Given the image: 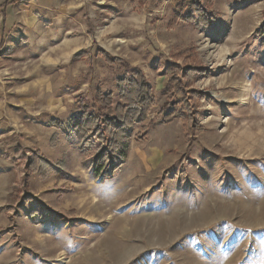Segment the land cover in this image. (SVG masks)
<instances>
[{"label": "rangeland", "instance_id": "374dc122", "mask_svg": "<svg viewBox=\"0 0 264 264\" xmlns=\"http://www.w3.org/2000/svg\"><path fill=\"white\" fill-rule=\"evenodd\" d=\"M183 1L12 4L4 32L0 9V264H264V0H201L217 18L200 27L177 19ZM176 63L205 69L190 84L205 129L189 136L160 114ZM136 67L156 99L148 136L136 141V126L101 181L47 123L97 88L117 100ZM36 150L57 166L46 178L29 172Z\"/></svg>", "mask_w": 264, "mask_h": 264}, {"label": "trees", "instance_id": "16d2710c", "mask_svg": "<svg viewBox=\"0 0 264 264\" xmlns=\"http://www.w3.org/2000/svg\"><path fill=\"white\" fill-rule=\"evenodd\" d=\"M15 1L12 0L11 3ZM176 17L200 27L212 24L217 15L202 5L201 0H185L176 8ZM6 22L7 14L3 10L2 32H4ZM255 35L264 37V20L255 30ZM193 49V45L186 49L191 56ZM102 53L110 63L117 60L105 51ZM182 70L183 78L180 76ZM204 70L199 63L186 67H181L176 63L166 66L164 71V74L169 76V82L163 89L166 101L160 110L162 120L171 122L176 118H182L187 136L191 132H202L205 129L198 120L200 111L196 109L201 91L190 85L191 81L195 80ZM116 87L117 100L114 99L113 92H103L97 88L94 104L89 105L85 99H82L79 112L66 120L55 118L47 123L66 134L71 146L84 154L83 162L90 169L91 174L101 181L111 178L125 163L131 134L136 126L141 125V130L135 133V140L142 141L147 138L150 124L149 112L156 100L152 86L143 71L137 67L119 77ZM35 154L29 172L39 167L43 178H46L50 172L57 170L55 163L48 160L38 150ZM25 183H27L26 180ZM19 198L21 199L20 196ZM14 214L16 216L17 212L15 211ZM14 214L11 215L10 224L6 227V230L11 232L14 230Z\"/></svg>", "mask_w": 264, "mask_h": 264}, {"label": "crops", "instance_id": "0c3cea01", "mask_svg": "<svg viewBox=\"0 0 264 264\" xmlns=\"http://www.w3.org/2000/svg\"><path fill=\"white\" fill-rule=\"evenodd\" d=\"M12 0H0V9H4L5 8V12L7 14V22L9 23V18L10 16H12L13 13L10 14V9L9 7L12 4H15L14 8L16 7L18 10H21L20 12H29V11H40L43 9H46L48 6H50V0H16L14 3H11ZM26 10V11H25ZM1 13V12H0ZM37 14V13H36ZM24 14H21L20 19L23 20L24 19ZM26 15H29V13H26ZM37 16V15H36ZM1 18V17H0ZM37 17H34L33 20H36ZM24 21V20H23ZM6 22V23H7Z\"/></svg>", "mask_w": 264, "mask_h": 264}]
</instances>
